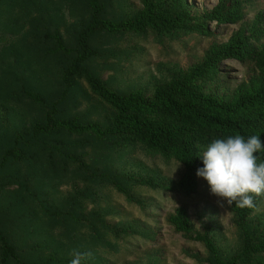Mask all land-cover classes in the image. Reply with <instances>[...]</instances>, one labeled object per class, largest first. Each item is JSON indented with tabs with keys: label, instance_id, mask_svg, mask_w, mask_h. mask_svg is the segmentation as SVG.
Wrapping results in <instances>:
<instances>
[{
	"label": "rangeland",
	"instance_id": "rangeland-1",
	"mask_svg": "<svg viewBox=\"0 0 264 264\" xmlns=\"http://www.w3.org/2000/svg\"><path fill=\"white\" fill-rule=\"evenodd\" d=\"M187 1L193 13L200 14L217 0ZM100 2L102 16L112 20L140 8V0ZM262 12L264 0H246L245 18L235 25L215 28L212 24L215 34L210 37L154 31L98 33L90 40L98 56L89 59L86 66L121 95L137 87L150 93L157 82L199 63L211 43L224 42L239 27H249ZM89 16L87 0H0V158L12 146L15 134L30 137V125L40 120L49 103L62 93L60 75L73 55L54 53L55 44L45 34L56 32L66 46L75 48L77 32ZM221 70L225 72L222 90L234 88L253 72L249 64L233 61L222 65ZM24 91L39 94L46 106L34 104ZM58 109L60 117H78L82 122L104 124L110 116V109L92 95L83 79L73 80ZM33 143L24 147L20 142L24 160L9 161L0 169V230L16 247L21 260L62 264L59 260L81 243L97 247L106 224L129 223L155 231L156 237L141 245L138 242L145 241L138 235L130 241L129 237L112 241L114 246L108 244L109 250L101 254L107 259L102 264H214L201 244L167 224V215L179 205L187 207L193 232L208 230L213 234L223 259L239 252L242 237L230 205L212 195L205 182L199 183L197 193L179 195L172 184L183 166L174 160L140 143L125 146L113 137L96 141L87 135L62 132L39 137ZM68 155L77 161L69 160ZM125 171L151 175L164 189L132 184L122 178ZM94 172L115 178L140 204L128 202L106 175L102 184ZM248 226L254 235L264 229V199L249 216ZM262 262L264 253L242 258L238 264Z\"/></svg>",
	"mask_w": 264,
	"mask_h": 264
},
{
	"label": "trees",
	"instance_id": "trees-1",
	"mask_svg": "<svg viewBox=\"0 0 264 264\" xmlns=\"http://www.w3.org/2000/svg\"><path fill=\"white\" fill-rule=\"evenodd\" d=\"M89 18L76 35L77 46H66L58 33H46L45 38L55 44L54 53L73 55L71 61L60 75L63 89L60 97L49 103L40 120L29 127L28 139L24 134H15L13 144L6 149L0 158V169L9 161L21 162L25 155L19 143L31 147L33 140L65 132L69 135H87L96 141L113 137L123 145L140 143L148 150L158 153L165 159H172L183 166L180 177L172 184L179 195L187 197L197 193L200 182H208L196 175L197 169L203 167L201 154L203 147L215 139H226L240 134L247 139L260 135L264 142V12L259 13L249 27H239L224 42L211 43L203 59L190 66L186 71L171 76L168 80L157 82L153 90L147 93L137 87L124 95L110 89L105 82L94 75L86 62L98 56L90 44L91 38L98 33L143 34L147 31L164 32L178 36L184 33H195L201 37L215 34L211 29L222 25L240 23L246 15V0H217L210 10L195 14L187 0H140V8L132 14L118 20L102 16L103 4L100 0H87ZM249 64L253 69L244 80L230 90H222L221 81L225 72L222 65L228 62ZM83 79L92 93L102 104L110 109L106 123L99 121L82 122L78 117L62 118L58 105L62 103L73 80ZM34 104L45 107L44 99L32 91H24ZM47 146V145H46ZM199 146V147H198ZM57 148L56 145H48ZM258 163L264 162V152L256 153ZM73 162L77 158L68 155ZM79 163V161H78ZM106 175V174H105ZM104 172L94 176L104 184ZM132 184L147 186L151 189H164L163 185L151 175L124 172ZM112 186L128 202L140 204L131 196L128 189L115 178L106 175ZM264 197L255 200V208H239L233 203L230 210L235 216V224L242 237L238 253L223 259L214 240L213 234L205 230L193 232L188 209L179 205L167 215L166 222L176 233H180L201 244L212 258L214 264H238L242 258L264 253V229L254 235L248 226L249 216ZM80 220V219H78ZM104 227V224L102 225ZM100 232V242L95 248L81 243L71 250L91 253L82 264H102L107 261L101 254L108 251V244L114 246V240L123 241L129 237L133 240L138 235L141 240L152 242L156 232L142 230L129 223L106 224ZM85 240V238H83ZM135 240V239H134ZM133 248H136L133 246ZM41 252H44L42 247ZM70 252V251H69ZM71 252L62 264H70ZM54 255H51L52 259ZM35 264L19 258L16 247L0 230V264ZM264 264V262L260 263Z\"/></svg>",
	"mask_w": 264,
	"mask_h": 264
},
{
	"label": "clouds",
	"instance_id": "clouds-1",
	"mask_svg": "<svg viewBox=\"0 0 264 264\" xmlns=\"http://www.w3.org/2000/svg\"><path fill=\"white\" fill-rule=\"evenodd\" d=\"M258 152H264L260 135L215 139L198 156L203 167L197 169L196 175L208 182L212 195L228 205L255 208L256 198L264 197V162L258 163ZM71 255L70 264H82L91 253L73 250Z\"/></svg>",
	"mask_w": 264,
	"mask_h": 264
}]
</instances>
